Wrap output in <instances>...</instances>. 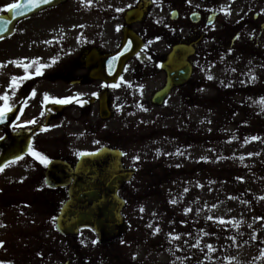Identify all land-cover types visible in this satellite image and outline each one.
Here are the masks:
<instances>
[{"label": "rangeland", "instance_id": "1", "mask_svg": "<svg viewBox=\"0 0 264 264\" xmlns=\"http://www.w3.org/2000/svg\"><path fill=\"white\" fill-rule=\"evenodd\" d=\"M16 1L0 0V14ZM137 1L68 0L0 40V96L10 104L20 87L26 94L33 86L32 100L47 94L44 107L62 105L38 140L65 144L70 151L62 155L71 160L118 147L123 165L136 172L120 195L127 230L99 245L88 231L76 240L56 232L62 195L43 191L44 165L6 166L0 172V264H63L69 248L89 264H264V0H156L154 24L202 37L193 76L155 106L150 99L163 75L143 79L129 63L114 83L119 86L106 90L112 115L101 121L89 100L104 87L88 79L83 58L91 49L118 48L122 13ZM172 10L175 21L168 19ZM193 10L215 11L214 25L195 29L188 19ZM253 27V34L244 30ZM147 43L166 54L162 39ZM68 97L67 104L52 99ZM31 114L37 121L43 110Z\"/></svg>", "mask_w": 264, "mask_h": 264}, {"label": "water", "instance_id": "2", "mask_svg": "<svg viewBox=\"0 0 264 264\" xmlns=\"http://www.w3.org/2000/svg\"><path fill=\"white\" fill-rule=\"evenodd\" d=\"M66 0H51L50 3H42L38 8L28 5V0H19L21 10L15 14L7 12L0 16V39L13 33L17 22L48 7L59 5ZM176 14H172L175 18ZM141 14L136 11L127 13V22L140 20ZM192 22L198 21L197 15H191ZM214 16L209 18L208 25ZM131 41V43H129ZM139 42L125 32L120 50L114 55H105L98 59V68L90 73V78L100 79L109 83L117 79L125 60L134 54L139 48ZM190 46H175L162 64L166 73V83L162 90L157 92L153 103L161 104L173 86L184 84L190 77L191 68L187 58L193 54ZM97 59L96 52L91 51L84 58L85 66ZM109 61L111 69L109 70ZM99 117L104 120L110 116L106 103V95L101 94L98 98ZM7 113L5 119L11 118ZM4 119V121H5ZM3 121V122H4ZM3 122H0L3 123ZM29 137L10 141L8 137L0 140V168L25 154ZM96 155L80 156L71 169L66 163L52 161L47 165L45 172L46 182L53 183L58 179V174L64 173L66 180L64 185L68 187V200L61 207L56 219V230L64 236H76L81 229H89L96 236L99 243H107L123 233L121 210L123 201L117 193L122 183L130 180L133 172L122 169L120 164L121 153L117 150L101 148L94 152ZM56 186V185H49Z\"/></svg>", "mask_w": 264, "mask_h": 264}, {"label": "flooded vegetation", "instance_id": "3", "mask_svg": "<svg viewBox=\"0 0 264 264\" xmlns=\"http://www.w3.org/2000/svg\"><path fill=\"white\" fill-rule=\"evenodd\" d=\"M157 2L158 1L156 0H138L134 6L126 9L122 13L124 26L122 27V29H120L121 39L123 38L125 32L129 33L130 35L133 33V35L141 41V46L139 50H137L134 54H132L125 60L121 68L120 77H122V74L125 72V67L129 63H134L135 66L137 65V67L139 68V72L142 71L143 77H144L143 79H146L147 76L160 73L163 75L164 83H165L166 77H165L164 71L161 69V64L166 60L168 54L172 51L174 46L181 45V44L193 46L194 52L192 56L188 58V62L192 69L191 77L193 76L194 62L192 61V59L193 57L197 56V47L202 37L200 35L196 38H194L192 35L186 37L178 33H175V31L168 30L166 25L164 24H158V23L154 24L153 19H155V16H153L154 12L152 11V9L153 7L156 6ZM134 9H138L141 11L142 18L140 21L128 25L124 21L125 13L129 10H134ZM197 13L199 14V22H198L199 24L198 25H204L205 19H206L205 17L207 15L199 11H197ZM147 18H150L149 22H145ZM256 20H257V15H254L252 18V22H255ZM195 29H197V27ZM244 30H247V33H250V34H253L256 32V29L254 27L251 29L247 28ZM259 31L263 33L264 29L259 28ZM157 38L162 39L166 43L167 49H166L165 55H160V53H157L154 49H152L150 43H147V42H153ZM237 40H239L238 33L234 36V39L231 45H234V43ZM119 47H120V44L115 51L102 52V53H100L97 49H91L92 51L96 52L97 59L89 64V68H90L89 74L97 69L98 59L100 58V56L113 54L119 49ZM144 47H146V49L142 50ZM39 72H40V69H39ZM36 73L37 71L35 72V75L37 76L35 81L40 80V76H38L39 74H36ZM136 79L141 80L142 77H136ZM190 79L185 85L189 84ZM96 81L102 85H105V84L111 85L117 82L114 80L112 82H109L111 83L109 84L106 82L103 83L102 81H98V80ZM185 85L183 84L181 86L173 87L170 94L167 96V98H165V100L168 99L177 89ZM162 87L156 89L153 95L157 91H159ZM107 88L108 87H104V90L102 91V93L108 97V94L106 91ZM20 89H21V95L19 97H16L17 99L12 98L11 103H10L11 109L16 110V115L14 116V118L12 119L10 118L3 125H0V137L5 135L8 138H10L11 141H14L15 139L20 140L28 136H31V143H30L31 150L29 147L27 154L25 156L11 163H17L21 161H31V162L35 161L39 165L40 162L37 159H35L33 155L31 154V151L34 150V151L40 152L43 155H46L50 159V161L60 160V161H63L69 164L71 168H74V165L78 159V155L75 157V160H71L67 156L62 155V152H61L63 151L62 149L66 150L65 152L70 151V149L65 144L58 145L56 144L55 139L51 143H46L45 141H43L44 139L38 140V137L41 136L39 134L47 129L48 123L52 120L53 113H57L58 111H60V109L62 108V105L60 106V109L58 111H56L58 107L56 105H48L44 107V102H43L44 98H42V95L39 97V99H37V97H34L35 100H32V97H30L29 94L32 92L31 90L34 89L33 86H31V89L28 88V91L26 92V94H25L24 86L22 88L20 87ZM20 89H19V93H20ZM152 97L150 99V104H152ZM163 103L161 104V106L163 105ZM145 106H147V104ZM41 108L43 110V115L40 114V118L37 121H35L38 115L36 116L31 113L33 112V110L35 109L40 110ZM29 121H33V123H29ZM16 126H19V127H16ZM110 148L118 149V147H110ZM45 167L46 166H44L42 169V177L40 179V181L44 185L43 191H46L50 195H53V193H57V195H62V203L60 205L61 207L67 198V192H68V186L63 185L65 183L64 181L66 180V176L64 173L58 174V179H56V181L53 182L54 185H58V186L49 187L45 183ZM120 189H121L120 192L122 193L125 189V185H122ZM56 217H57V213L54 216L53 222L55 221ZM68 252L70 256L66 257L63 264H89V261L78 257V255L80 254L74 248H69Z\"/></svg>", "mask_w": 264, "mask_h": 264}, {"label": "snow or ice", "instance_id": "4", "mask_svg": "<svg viewBox=\"0 0 264 264\" xmlns=\"http://www.w3.org/2000/svg\"><path fill=\"white\" fill-rule=\"evenodd\" d=\"M51 0H28V5L26 6H34L36 8H38L42 3H50ZM190 2V0H189ZM21 7L22 5L19 4V3H10V4H7L4 6V8L2 9L3 11H8V12H11L13 14H15L16 12L20 11L21 10ZM131 7V6H129ZM117 31H119V26L117 27ZM129 43H131V41H129ZM111 61H109V70L111 69ZM42 67H45V66H42ZM36 74H40L39 72V69H37V73ZM212 77H209V79H211ZM15 77L13 78V81H15ZM121 79H123L121 77ZM252 79H255V77L253 76ZM118 87L119 85L117 84H111V85H102V87ZM34 94V93H33ZM93 95H97L96 93H93ZM45 100H48L50 99V97H48L47 94H45V97H44ZM53 99V102L54 103H58V104H67L69 102H71V100L73 99V97H68V98H64V99H56V98H52ZM0 100H3L4 101V104L2 106H0V122H3L5 117H6V114L8 112H10L12 109H11V106L10 104L8 103L9 101V97L5 94L4 96H0ZM264 102V101H262ZM29 123H33V121H29ZM16 127H19V126H16ZM4 139V137H0V140ZM253 139H256L255 137H253ZM30 147V150H31V146ZM31 154L33 155V157L35 159H37L40 164L42 165H45L47 166L48 164H50V159L46 156V155H43L41 154L40 152L38 151H34L32 150L31 151ZM79 155L81 156H87V155H96V153H85V152H81L79 153ZM19 159V157L17 158ZM135 159H139V157H136ZM0 171H3V168H0ZM242 179V178H241ZM209 219H212L211 217ZM225 221L221 220V223H224ZM158 230V229H157ZM2 243V242H0ZM93 243H96V241H93ZM210 247V246H209Z\"/></svg>", "mask_w": 264, "mask_h": 264}]
</instances>
